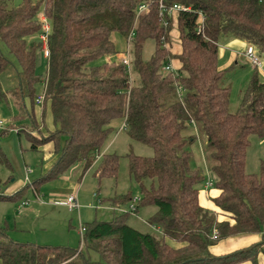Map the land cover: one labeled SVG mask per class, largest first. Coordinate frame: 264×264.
<instances>
[{
  "label": "trees",
  "instance_id": "16d2710c",
  "mask_svg": "<svg viewBox=\"0 0 264 264\" xmlns=\"http://www.w3.org/2000/svg\"><path fill=\"white\" fill-rule=\"evenodd\" d=\"M159 2L188 9L160 15ZM140 5L145 9L139 12ZM41 18L48 30L39 76ZM111 32L130 35L128 68L109 59L117 52ZM229 39L244 41L262 59L264 0H0V43L14 63L0 51V75L10 65L15 74L11 88L0 83V104L11 119L0 135L26 119L16 133L32 150L50 143L57 156L31 183L11 195L0 191V201H14L28 186L35 190L77 163L82 174L92 168L97 183L115 178L119 156L101 149L110 123L123 118L125 134L153 151L125 155L128 178L138 189L133 213L155 206L147 223L161 234L128 226V211L82 223L79 249L15 241L0 226V264H258V255L264 256V157L257 171L248 173L245 156L250 135L264 138V70L260 78V70L247 63L251 74L230 111L226 69L217 65L218 46ZM146 41L153 49L143 58ZM169 61L177 66L163 72ZM38 86L45 135L34 114ZM45 109L51 130L44 124ZM0 163H6L1 149ZM207 181L217 190L212 209L200 204ZM131 197L129 191L114 192L106 201L118 208ZM238 235H259V240L229 253H210L219 241Z\"/></svg>",
  "mask_w": 264,
  "mask_h": 264
},
{
  "label": "rangeland",
  "instance_id": "374dc122",
  "mask_svg": "<svg viewBox=\"0 0 264 264\" xmlns=\"http://www.w3.org/2000/svg\"><path fill=\"white\" fill-rule=\"evenodd\" d=\"M112 38L114 40L115 50L119 52L123 51L126 38L116 32H111L110 39ZM151 48L153 49V43L146 41L143 45L142 56H146V52L151 50ZM0 51L12 64H14L11 56L2 43H0ZM225 53H228V50L225 51ZM116 54L118 53H115L114 56H109V59L112 60L114 58V60L117 61L118 58ZM262 59L264 70V55ZM226 60V56L223 55L218 61V64H225ZM94 63L98 64L100 60ZM223 67V69H226L224 73V84L229 87L230 91L229 104H233L232 106H234L233 108L235 109L238 104L239 93L248 81L252 68L247 65L243 59H240L239 65H232V67H227L225 65ZM44 70V59L41 57L40 53H38L35 60L36 74L42 76ZM258 76L263 78V73L258 71ZM0 83L3 89L11 88L15 84V74L12 65L7 67L0 75ZM39 92L40 87L38 86L37 94ZM0 118L6 123L11 122L7 108L3 104H0ZM35 120L37 125L40 126L41 132H44L39 117H35ZM22 122H26V119L12 124L7 132L0 135V149L6 158V163H0V182L2 184L0 191L2 193L7 188L19 186V183L23 181L24 178L25 167L29 168L31 171L30 174H27L30 183L39 178L43 172H45V167L47 168L48 159L45 157L44 148L39 147L36 150L30 149L29 142L25 136L22 133L18 135L14 129H11L18 128L17 125ZM122 122L123 118H117L110 123L112 128L111 133L102 145V148H106L107 145L105 152L115 153L119 156L115 178L104 177L97 183L96 178L93 176V169L91 168L81 175V165L77 163L63 173L62 179H53L37 186L34 190L38 193L37 197H35V192L32 188L28 186L22 191L20 197L14 201H0V226L5 228V232L9 238L19 242H35L38 244L60 245L79 249L81 247V242L78 231V214L76 211L71 212V214L68 213L62 202L66 195L73 192H77L78 195V204H80L78 210L80 223L91 222L93 220H109L114 213L127 209L128 204L126 202L118 208L114 207V211L106 210L105 208L107 207L106 204H108L106 199L113 196L114 192L121 193L129 191L131 196L138 195L136 184L130 180L127 175L125 155L131 153L140 156H151L153 151L150 146L130 139L121 129ZM44 124L46 127L45 120ZM6 128L7 125L4 129ZM27 133L38 135L34 130H28ZM248 140L249 145L245 156V170L248 173H253L258 169L259 159L264 157V138L250 135ZM200 147L202 150V145L199 147L195 146L198 151ZM200 156L198 154L196 155V161H200ZM51 193L56 196H50L49 194ZM92 193L97 194V200L92 198ZM63 196L64 198L62 199ZM23 200H26L27 204L22 208L21 214L17 215L16 207L19 205V202ZM39 201H41V203ZM88 204H92V207H89ZM26 207H43L47 210L53 208L56 214L65 216L64 221L52 219L45 220V218L39 217L32 222H26L22 217V211ZM155 211L156 207L153 205L142 206L136 213H130L127 216L126 224L141 233H150L159 238L161 236L160 230L147 223V219ZM69 219L71 221L70 223ZM262 249L264 251V245ZM88 255L91 260L97 259V255L94 252H88Z\"/></svg>",
  "mask_w": 264,
  "mask_h": 264
},
{
  "label": "crops",
  "instance_id": "0c3cea01",
  "mask_svg": "<svg viewBox=\"0 0 264 264\" xmlns=\"http://www.w3.org/2000/svg\"><path fill=\"white\" fill-rule=\"evenodd\" d=\"M111 41L114 44L113 38L111 39ZM246 46L247 45H246V43L244 41L238 40V39H229V40L223 42L222 44H220L218 46V52H217V59H218L217 60V65H218V69H223L224 68L223 66H225V65L227 67L230 66V65H239L240 59H243L241 57V53L246 48ZM172 50L174 51L175 49L173 48ZM227 50H228V53H225V51H227ZM151 52H152V48H151V50H149L148 52H146L147 53L146 56H142V57L143 58H148L149 55L151 54ZM116 53H119V51H117ZM40 55L44 59L43 52H41ZM223 55L226 56L227 60H226L225 64L219 65L218 64V61L220 60V58ZM169 63H170V65L172 67H176L177 66V64L175 63V61H169ZM232 105H230V104L228 105V108H229L230 111H234L236 109V108L234 109L233 108L234 106H232ZM40 111H41V103H35L34 102V114H35V117H37V116L39 117ZM44 120H45V123H46V130H51L53 126H52L51 119H50V115H49V112H48L47 109H45V118H44ZM43 135H45V132H43ZM50 146H51L50 143H46V144H43L42 146H40V148L41 147L44 148L45 157L48 159L47 168L45 167L44 171H46L51 166V164L54 162V160L57 157L56 154H54L52 152V147H50ZM106 148H107V145H106ZM106 148H102L101 151L102 152L105 151ZM87 171H85V172H87ZM24 172H25V169H24ZM28 173L30 174L31 171L27 172V174ZM27 174L25 175V173H24L23 181H21L19 183V186L18 187H13L12 186L10 188H7V189H5L3 191V194H5V195H11L15 191H17L18 189H20L21 187H23V184L25 185V184L29 183V178H28V175ZM25 176H26V178H25ZM62 177H63V174L60 175V176H58L57 178H58V180H60V179H62ZM32 190L34 191L33 188H32ZM93 194H95V193H92V198L94 200L95 199L97 200V194H95V196H93ZM34 195H35V197H37V195H38L37 191L35 192ZM49 195L50 196H56L53 193H51ZM216 195H217V190L214 187H212V186L204 187L200 191V204L203 207H206L208 209H212V205H211L210 199L213 198ZM63 198H64V196L62 197V199ZM76 198H77V201H78L77 192H76ZM63 200H62V202H63ZM39 202L41 203V201H39ZM26 204H27V201L26 200H23V201H20L19 202V205H17V207H16V214L17 215H20L21 214V210H22V208L24 206H26ZM106 205H107V207H105L106 210L114 211V207H112L111 205L108 206L109 203L106 204ZM88 206L89 207L90 206L92 207V204H88ZM79 208H80V204H79L78 210H79ZM94 208H101V207H94ZM65 209H66V207H65ZM78 210L76 211L77 214H78V216H77L78 219L77 220H78V222H81L80 221V218H79V212H78ZM66 211L68 213H70V214H71V212H75V211H68L67 209H66ZM22 213H23L22 214L23 215L22 217L25 219L26 222H32V221L38 219L39 217L45 218V220L52 219V220L64 221V217H65V216H60L59 214H56L53 208L50 209V210H47V209H44L43 207H26V208L23 209ZM70 222L71 221L69 219V223ZM258 240H259V235H238V236L230 237V238H227V239H224V240L219 241L216 245H214L210 249V253L213 254V255H221V254L229 253L231 251H234L236 249H239V248H242L244 246H247V245H249V244H251L253 242H256ZM32 243H35V242H32ZM257 260H258V264H264V256L262 254H259L258 255V259Z\"/></svg>",
  "mask_w": 264,
  "mask_h": 264
},
{
  "label": "built area",
  "instance_id": "2783aa9c",
  "mask_svg": "<svg viewBox=\"0 0 264 264\" xmlns=\"http://www.w3.org/2000/svg\"><path fill=\"white\" fill-rule=\"evenodd\" d=\"M145 9V5H140L138 6V11H142ZM187 10L188 8H184L178 4H172L168 7L164 6L161 2H159V14L162 15L164 12L169 15L171 14L172 12H175V11H178V10ZM42 20V29H43V32L40 33L38 35V39L40 40L41 42V50L44 54V56L46 55V33H47V30H48V26L47 24L45 23L44 19L41 18ZM129 37L130 35H128V37L126 38V41H125V48L123 51L119 52L118 54H116L118 60L123 63L127 68H128V54H129V49H128V41H129ZM241 57L245 60L246 63H248L251 67L253 68H256L260 71H263V66H262V63H263V60L257 55L255 49L251 46H246V48L242 51L241 53ZM161 70L163 72H171L173 71V67L170 65V63H166L164 65L161 66ZM264 72V71H263ZM43 100V94L42 93H39L38 95L35 96V103H41ZM7 125V123L2 119L0 118V129L4 128L5 126ZM11 129H14L16 130V128H11ZM30 170L25 167V175L27 174V172H29ZM26 178V176H25ZM205 186H210V181H207L205 182L204 184ZM93 196H95V194H93ZM139 197L138 196H132L128 202V205H127V209L124 210V211H128L130 213H133L134 212V209H135V204L136 202L138 201ZM63 204L64 206L66 207V209L68 211H77L78 210V207H79V204H78V201H77V198H76V192H73L71 194H68L65 196L64 200H63ZM121 211V210H120ZM78 231H79V234H80V242L82 243V233L84 231V227L82 225V223H78ZM264 233V231H263Z\"/></svg>",
  "mask_w": 264,
  "mask_h": 264
}]
</instances>
